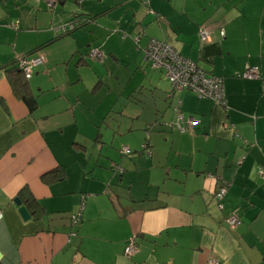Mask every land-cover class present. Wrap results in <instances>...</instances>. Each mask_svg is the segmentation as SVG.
<instances>
[{
  "label": "crops",
  "instance_id": "crops-1",
  "mask_svg": "<svg viewBox=\"0 0 264 264\" xmlns=\"http://www.w3.org/2000/svg\"><path fill=\"white\" fill-rule=\"evenodd\" d=\"M56 1L0 0V264H264V0ZM150 38L221 77L226 105L171 93L143 57ZM37 54L30 110L13 83L17 58ZM254 65L259 78L239 76ZM54 168L64 177L41 179Z\"/></svg>",
  "mask_w": 264,
  "mask_h": 264
},
{
  "label": "built area",
  "instance_id": "built-area-1",
  "mask_svg": "<svg viewBox=\"0 0 264 264\" xmlns=\"http://www.w3.org/2000/svg\"><path fill=\"white\" fill-rule=\"evenodd\" d=\"M81 2L82 0H77ZM56 0H47V4L52 8ZM147 4V2H145ZM73 28V25H63L58 28V31H66ZM223 35V31L220 32ZM200 45L210 40V30L205 26H200L197 32ZM134 41L138 42V37H134ZM90 56L95 60L102 61L103 54L97 49L93 48L89 52ZM144 59L155 69L163 71L170 84V92H191L198 98H208L221 106L226 105L225 90L223 86V79L221 77L206 73L195 61L181 55L172 45L164 40H157L150 38L144 49ZM43 62V57L40 54L35 56H19L16 60V66L22 72L23 77L27 80L32 76L33 70L36 66ZM246 79L259 78V67L250 66L246 68L240 75ZM195 120L192 117H186L181 111L176 114L175 125L180 131L189 129L194 124ZM144 152L147 155L151 154L149 148H145ZM130 149L126 146L120 149L121 153L128 154ZM226 193L224 187L218 188L214 193L217 207L222 209L223 197ZM80 211L71 215L72 223L77 224L79 221ZM229 226L237 225L240 220L234 215L230 214L225 218ZM136 251L135 236L130 237L125 246V254L132 255ZM212 264H217L212 261Z\"/></svg>",
  "mask_w": 264,
  "mask_h": 264
},
{
  "label": "trees",
  "instance_id": "trees-1",
  "mask_svg": "<svg viewBox=\"0 0 264 264\" xmlns=\"http://www.w3.org/2000/svg\"><path fill=\"white\" fill-rule=\"evenodd\" d=\"M73 25V23H71ZM76 25H73V28L71 29H68L66 31H60V35H65V34H68V32L72 31L74 29ZM199 41V40H198ZM90 52V51H89ZM94 59V58H93ZM98 61V60H97ZM151 66V65H150ZM16 71L17 73L15 74V79H14V83H13V87H14V90L16 91L17 94L20 95V97L25 101V103L27 104L28 108L30 110H33L36 106V100L34 97H32L31 95H29V93L27 92V88H26V84L24 83V77H23V74L22 72L18 69V67L16 66ZM153 68V67H152ZM155 69V68H153ZM157 70H160V69H157ZM161 71V70H160ZM23 79V80H22ZM26 80V79H25ZM182 112V111H181ZM178 112H176L177 114ZM183 113V112H182ZM146 145L145 148H149V142L147 140L144 141V143L141 145V153L142 155L144 156H150V155H147L145 152H144V146L143 145ZM120 151V150H119ZM131 150L129 151L128 154H130ZM121 153V152H120ZM121 154H124V153H121ZM128 154H125V155H128ZM121 172V171H120ZM64 177V172L61 168H54L53 170H50L46 173H44L42 176H41V179L42 180H45V181H55V180H60L61 178ZM225 196V195H224ZM215 198V197H214ZM224 199V197H223ZM222 199V200H223ZM26 203L28 205V207L32 208L31 210H36L35 208L38 207L39 205L34 201L33 198H28L26 199ZM41 208V207H40Z\"/></svg>",
  "mask_w": 264,
  "mask_h": 264
},
{
  "label": "rangeland",
  "instance_id": "rangeland-1",
  "mask_svg": "<svg viewBox=\"0 0 264 264\" xmlns=\"http://www.w3.org/2000/svg\"><path fill=\"white\" fill-rule=\"evenodd\" d=\"M148 1H149V0H142V1H141V4L144 6L145 2L148 3ZM72 2L74 3V6H76L78 9H80V6H82V5H81V2H78V1H75V2H74L73 0H72ZM45 3H46V6H47V12H48V13H52V12L56 11V9L58 10V9L61 7V6H59V4H57V1H56L55 5H54L52 8H50V7L48 6V4H47V0H45ZM98 3H99V2L96 0V2H95V8H97V9H95V10L100 11V10H103L104 8H106V7H109L108 5L112 4L113 1H112V0H109V1H108V4L106 5V7H102V8H100V9L98 8ZM96 12H97V11H96ZM102 19L105 20V21H109L108 18H106V17H102ZM70 24H71V23H66V25H70ZM63 25H65V24H61V25L59 24V25H55V26L60 28V27L63 26ZM54 28H55V27H54ZM59 32H60V31H59ZM120 33H122V31H120ZM117 35L119 36V34H117ZM120 36H121V37H120V39H121V38L126 37L127 35H124V34H123V36H122V35H120ZM128 38H130V39L132 40V42H133V39H132L131 37H128ZM133 44H134V43H133ZM91 49H92V48H90L89 51H90ZM100 50H102V49H99V51H100ZM100 52H101V51H100ZM142 54H143V57H144V51H142ZM105 55H106V54H104V56H103V61H104L105 58L107 57V55H106V57H105ZM88 56H89V58H91L92 60H95V59H93V58L90 56L89 52H88ZM111 59H112V58H111ZM103 61H101V62H103ZM113 62H114V61H113ZM145 62H147V61L145 60ZM147 63H148V62H147ZM147 65L149 66L150 69H153V68L150 66L149 63H148ZM123 68H124V67H123ZM144 69L147 71L148 68H144ZM155 70H157V69H155ZM148 71H151V70L148 69ZM159 72H160V71H159ZM161 72H162V71H161ZM162 73H163V72H162ZM163 75H164V74H163Z\"/></svg>",
  "mask_w": 264,
  "mask_h": 264
},
{
  "label": "water",
  "instance_id": "water-1",
  "mask_svg": "<svg viewBox=\"0 0 264 264\" xmlns=\"http://www.w3.org/2000/svg\"><path fill=\"white\" fill-rule=\"evenodd\" d=\"M15 204L18 206V212L21 215V217L26 220L30 218V213L25 205L21 204V201L18 197L14 198Z\"/></svg>",
  "mask_w": 264,
  "mask_h": 264
}]
</instances>
